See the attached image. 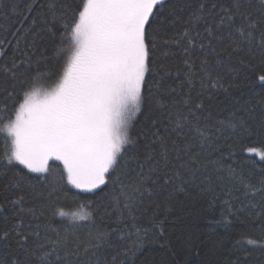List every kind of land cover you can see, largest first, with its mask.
<instances>
[{
  "label": "snow or ice",
  "instance_id": "6c2138e0",
  "mask_svg": "<svg viewBox=\"0 0 264 264\" xmlns=\"http://www.w3.org/2000/svg\"><path fill=\"white\" fill-rule=\"evenodd\" d=\"M208 3L198 0L182 18L177 15L179 0H27L25 11L35 15L21 14L12 40L0 37V72L22 86L12 116L0 129L9 138L0 157V178L5 171L12 173L5 184V190H16L10 203L38 221L27 224V232L23 220L13 229L18 243L32 239L26 264H122L119 254L106 255L113 234L136 236L123 253L131 254L141 234L149 233L135 223L128 228V221L137 219L134 213L162 207L174 191L188 186L211 193L213 199L222 192L230 212L238 201V210H250L264 220V177L253 183L232 163L238 143L264 136V120L253 127L231 113L214 121L207 103L212 92L228 90L216 72L225 59L237 57L240 66L254 70L246 61L258 55L257 79L264 82V0H212L211 7ZM178 23L182 30L163 40L165 29ZM46 37L59 43L51 57L46 50L37 56ZM160 41L180 48L182 69L173 73L158 62ZM10 48L15 49L11 55ZM169 54L177 55L164 53ZM40 63L53 68L33 70ZM173 75H183L184 80L178 86L168 84ZM54 78V86H39ZM8 95L16 96L13 91ZM7 112V104L0 107V113ZM245 151L264 160V149ZM17 163L39 175L29 179ZM66 185L79 190L73 197L78 210L69 214L53 209L52 215L69 218L70 228L53 227L43 210L25 209L28 190L50 198ZM116 185L118 195L105 193ZM88 193L97 199H80ZM108 196L123 229L97 226V221L106 224L111 218L105 205ZM151 219L157 221L155 215ZM162 224H152L161 236ZM260 231L261 239H248L249 245L264 247V224ZM9 235L5 231L0 239Z\"/></svg>",
  "mask_w": 264,
  "mask_h": 264
},
{
  "label": "trees",
  "instance_id": "16d2710c",
  "mask_svg": "<svg viewBox=\"0 0 264 264\" xmlns=\"http://www.w3.org/2000/svg\"><path fill=\"white\" fill-rule=\"evenodd\" d=\"M43 2V0H41ZM64 2V0H61ZM79 2V0H77ZM212 0H209L208 6L211 7ZM219 2L227 4L228 0H219ZM27 0H2L0 2V37L8 36L12 40L11 32L19 27V21L22 15H35V12L29 14L25 11ZM181 5L177 10V15L186 18L192 8H195L198 0H179ZM189 5L191 7H189ZM15 8V12H13ZM27 22H25V25ZM182 23H178L175 27H168L162 33V39L168 40L174 37L182 30ZM15 43L14 40L12 41ZM59 41L45 38L38 45L37 56L40 51L46 50V55L51 57L54 48ZM24 43L20 48L23 50ZM14 48L9 49V54L14 52ZM165 52L177 53L176 56L171 54L164 55ZM158 62L163 64L173 73L182 69V53L176 45H166L162 41L158 42L157 50ZM238 58L233 57L232 60L225 59L224 64L216 69L225 81V92L223 89L212 92L211 99L207 103L211 106L213 120H223L224 117L231 113L248 120L253 127L258 126L259 122L264 120V82L257 79L260 74V68L256 67L259 62V56L256 59L246 61L253 65L254 70L248 67H242L237 63ZM3 58H0V63ZM53 68L52 64L47 67L44 63L34 64L33 70L38 69L40 72H47ZM236 68V72L230 69ZM55 71H60L59 64L55 65ZM184 80L183 75L176 77L175 75L167 78V83L178 86L179 82ZM55 78L52 81L42 80L40 85L43 88L54 86ZM15 84V87L13 85ZM232 84V87H228ZM21 84L13 81L7 74L0 72V107L4 104L8 106L6 114L0 113V129L8 123V117L12 116L13 103L21 91ZM200 88L199 81H196V89ZM187 82L184 84V91H187ZM7 90V91H5ZM15 92L16 96H9L8 92ZM179 98V97H177ZM14 118V117H13ZM142 119V117H138ZM228 135V133H225ZM7 134L0 130V157L3 156L8 147ZM248 147H256L264 149V136L254 135L252 138H244L242 143H238L235 147V156L233 167L241 168L246 175H250L253 183L258 182L264 177V160L254 153L245 151ZM56 165L62 167L61 162L57 161ZM17 168L22 169L29 179H33L39 174L28 173L22 165ZM12 173L5 171L3 177L0 178V236L5 231L10 233L7 239H0V262L2 264H26L28 253L32 251V239L27 244L18 243V237L13 229L16 228L20 220L24 221V231H28L26 225L29 223H37L33 221L27 212L21 213L19 206L10 203L16 198V190H5V184L10 179ZM58 179V176L56 177ZM35 183V180H33ZM42 187V182L37 185V190ZM119 185L115 189L110 186L105 193H113L118 195ZM26 196L24 204L25 209L35 207L43 210L47 217L48 223L56 228H70L69 218L53 216V209L57 210H75L78 204L73 197L79 193V190L66 185L64 188L57 190L53 197L36 196L30 190ZM101 195H104L103 193ZM239 195V193H235ZM80 199H97L91 193L80 194ZM225 196L222 192L217 191L216 198L208 192H201L194 186H188L183 191L176 190L173 192L169 202L157 208L155 205L149 207L143 214L134 213L137 219L128 221V228L131 229L133 223L137 228H147L149 233L142 235V240L138 243V247L129 255L123 253L130 248L136 236H125L121 231L114 233L112 236L113 247L108 250L106 255H117L118 260L122 264H264V247L252 246L247 243L248 239L259 240L262 237L260 231L264 220H261L250 214V210H238L239 202L233 201L231 212L223 203ZM105 205L109 208L111 218L106 224L97 226L101 228H119L123 229L125 225L117 221V211L115 205L112 204L111 196L105 200ZM155 215L157 221H163V235L158 234V230L152 227L153 221L151 217ZM124 219H127L125 216ZM153 233H157L155 236ZM123 237V238H121Z\"/></svg>",
  "mask_w": 264,
  "mask_h": 264
},
{
  "label": "rangeland",
  "instance_id": "374dc122",
  "mask_svg": "<svg viewBox=\"0 0 264 264\" xmlns=\"http://www.w3.org/2000/svg\"><path fill=\"white\" fill-rule=\"evenodd\" d=\"M45 89H47V88H45ZM5 133H6V132H5ZM61 210H63L64 212H67V213L71 214V213H73V212L77 211V210H78V208H77V209H75V210H64V209H61Z\"/></svg>",
  "mask_w": 264,
  "mask_h": 264
}]
</instances>
